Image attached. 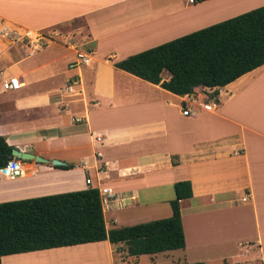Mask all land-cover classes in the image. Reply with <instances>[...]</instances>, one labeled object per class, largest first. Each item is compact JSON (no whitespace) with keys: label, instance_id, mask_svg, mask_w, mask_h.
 <instances>
[{"label":"crops","instance_id":"crops-1","mask_svg":"<svg viewBox=\"0 0 264 264\" xmlns=\"http://www.w3.org/2000/svg\"><path fill=\"white\" fill-rule=\"evenodd\" d=\"M262 6L264 0H0L2 22L22 30L84 24L62 41L74 57L60 70L59 84L51 79L60 55L32 59L53 38L36 51L20 44L0 51L2 77L22 84L7 110L25 116L2 118L0 135L49 160L18 159L23 174L15 180L0 174V203L95 187L108 194L109 230L169 217L174 184L189 181L192 196L180 201L185 246L150 254L149 264H264V65L184 96L113 65ZM76 51L90 53V63L70 69ZM72 76L79 83L67 93ZM201 90L217 92L211 110L200 106ZM184 107L192 116L182 114ZM53 159L70 167L52 165ZM141 206L151 214L127 211ZM94 247L104 264H141L143 255L129 256L123 243L108 240L4 255L0 264L76 260L80 251L92 258Z\"/></svg>","mask_w":264,"mask_h":264},{"label":"trees","instance_id":"trees-1","mask_svg":"<svg viewBox=\"0 0 264 264\" xmlns=\"http://www.w3.org/2000/svg\"><path fill=\"white\" fill-rule=\"evenodd\" d=\"M113 65L180 96L194 93L196 87H223L264 65V6L129 55ZM164 72L169 74L167 80L162 78ZM216 95V91L210 94ZM12 149L0 135V167L13 158ZM173 188L169 217L109 230L95 187L2 202L0 258L103 240L123 243L127 255L136 257L184 248L180 201L192 196V186L189 181H179Z\"/></svg>","mask_w":264,"mask_h":264},{"label":"rangeland","instance_id":"rangeland-1","mask_svg":"<svg viewBox=\"0 0 264 264\" xmlns=\"http://www.w3.org/2000/svg\"><path fill=\"white\" fill-rule=\"evenodd\" d=\"M83 25L84 24L81 20H77V21H72L68 24L57 26L50 31L44 32L47 35L52 34L53 39L56 41L54 44H51L47 48L46 51L38 52L37 55L32 59L38 58L40 55H47L48 59H53L57 55L61 56V58H58L56 60V62L53 64V68H54L53 74L55 75V77L51 79L52 80L51 82H53V83L55 82L56 84H59V82L61 81V76H59L60 70H62V68L65 67L66 63L74 57V53H73L72 49L63 48V46H62L63 45L62 41H64L63 39H65V37L67 35H74L75 36L76 35L75 31H78L81 27H83ZM56 30L58 31L57 32L58 34L56 33ZM73 40H75V39L73 38ZM5 43H6L5 46L3 44H0V51L5 50L6 46L9 47L10 44L7 41H5ZM83 52H85V51H83ZM7 71H8V72H6L7 74H11L14 72V68H11ZM166 76H167V73L164 72L162 74V78H165ZM46 82H48V81H44L43 84ZM203 93H206V91L201 90L198 93L200 98H201V99L199 98L200 102L203 98V95H204ZM15 95H16L15 91L2 92L1 86H0V120H2V118H4V117L7 118L9 121H11V119H13V118H14V120H18V121H21L24 119L25 116L15 115L14 113H11L7 110L9 101H11L15 97ZM147 209L151 210L152 208H149V207L147 208L145 206H141L139 208H136L133 210H127V211L138 213L136 215H138L139 217L142 218V217H145L146 215L151 214L150 212H142V211H147ZM127 211H124V212H127ZM122 215H125V213ZM90 249H92V250H90L89 251L90 253H88V254H98V256L90 258L93 255L87 256V254H85V252L80 251L78 253H73V254H78V256H79V258L76 260L70 259L68 261L67 259L70 257L67 256L65 258L53 259V261H51V263H43V264H104V260L102 257L104 255L103 251L101 249L98 251L97 249H95V247L90 248ZM149 258H150V255L141 256V264H149L150 263ZM161 260L162 259H160V261ZM40 264H42V263H40Z\"/></svg>","mask_w":264,"mask_h":264},{"label":"built area","instance_id":"built-area-1","mask_svg":"<svg viewBox=\"0 0 264 264\" xmlns=\"http://www.w3.org/2000/svg\"><path fill=\"white\" fill-rule=\"evenodd\" d=\"M193 2V0H189ZM52 34H45L42 32L32 31V30H22L17 27L10 26L8 24H4L0 19V40L7 41L10 45H23L27 48L32 49V51H36L42 49L48 42V40L52 39ZM90 53L83 52V51H76L75 59L72 62L68 63V68L74 69L81 65H88L90 63ZM79 80L76 76H72L67 81L65 86V91L67 93H74L75 86L78 85ZM0 84L4 90L13 91L18 90L21 88V82L18 77L16 76H8L2 77L0 71ZM203 98L200 102V106L204 110H211L213 108L214 103L210 96L211 92L203 93ZM182 114L185 116H192V112L189 108H182ZM78 120V119H75ZM0 174L6 176L10 180H15L19 176L23 174V170L20 164V160L16 157L10 159L5 166L0 167ZM246 196L242 198V200H246ZM102 204H107L108 201V194L101 195Z\"/></svg>","mask_w":264,"mask_h":264},{"label":"water","instance_id":"water-1","mask_svg":"<svg viewBox=\"0 0 264 264\" xmlns=\"http://www.w3.org/2000/svg\"><path fill=\"white\" fill-rule=\"evenodd\" d=\"M11 154L13 157H16L17 159H20V160H34L36 162H41V163H48L49 162V160H47L41 156L29 153V152H23V151L18 150L16 148L12 149ZM51 164L55 165V166H61V165H63V162H61L60 160H57V159H53V160H51Z\"/></svg>","mask_w":264,"mask_h":264},{"label":"bare ground","instance_id":"bare-ground-1","mask_svg":"<svg viewBox=\"0 0 264 264\" xmlns=\"http://www.w3.org/2000/svg\"><path fill=\"white\" fill-rule=\"evenodd\" d=\"M90 253V252H89Z\"/></svg>","mask_w":264,"mask_h":264}]
</instances>
